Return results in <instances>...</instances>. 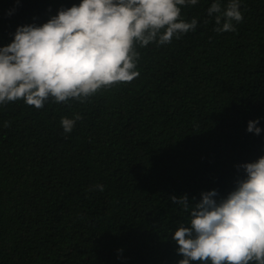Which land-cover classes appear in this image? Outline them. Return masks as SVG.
Returning <instances> with one entry per match:
<instances>
[{"label": "trees", "instance_id": "1", "mask_svg": "<svg viewBox=\"0 0 264 264\" xmlns=\"http://www.w3.org/2000/svg\"><path fill=\"white\" fill-rule=\"evenodd\" d=\"M79 3L0 0V47ZM212 3L181 6L195 31L137 45L129 83L83 102L0 104V264H178L171 236L188 214L169 197L224 198L238 165L264 156V0H240L236 31L220 33Z\"/></svg>", "mask_w": 264, "mask_h": 264}, {"label": "clouds", "instance_id": "2", "mask_svg": "<svg viewBox=\"0 0 264 264\" xmlns=\"http://www.w3.org/2000/svg\"><path fill=\"white\" fill-rule=\"evenodd\" d=\"M198 0H80L47 22L18 26L12 41L0 47V104L23 100L40 109L55 103L85 101L99 90L139 76L136 46L164 45L195 31L197 20L181 18V6ZM215 31L235 32L242 21L240 0H213L207 9ZM82 119L62 117L65 133ZM258 120L247 131L259 135ZM7 126V122H5ZM245 177L226 197L215 189L192 203L187 195L169 199L187 213L171 239L178 264H264V156L238 165ZM103 191V185H96Z\"/></svg>", "mask_w": 264, "mask_h": 264}]
</instances>
